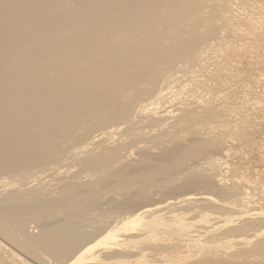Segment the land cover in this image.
Segmentation results:
<instances>
[{
	"label": "bare ground",
	"instance_id": "6f19581e",
	"mask_svg": "<svg viewBox=\"0 0 264 264\" xmlns=\"http://www.w3.org/2000/svg\"><path fill=\"white\" fill-rule=\"evenodd\" d=\"M257 33L264 0H0V264H264L226 145L264 103L189 87Z\"/></svg>",
	"mask_w": 264,
	"mask_h": 264
},
{
	"label": "rangeland",
	"instance_id": "374dc122",
	"mask_svg": "<svg viewBox=\"0 0 264 264\" xmlns=\"http://www.w3.org/2000/svg\"><path fill=\"white\" fill-rule=\"evenodd\" d=\"M240 38L238 39L239 41H237L234 46L232 45L230 50L227 51L228 53L225 52L226 50L224 48H222L224 50H220V52L221 51L223 53L225 52L224 53L225 57H223L224 55H223L222 52H221L222 54L219 53V54H221V55H218V56H220V58L218 57L219 58L218 59V58H216L217 56H215L214 57L215 59L213 58L212 59L213 61L211 60V62L208 63V65H207L208 67L206 66L207 68H205V72L203 71L204 68H202V70H201L202 72L201 71L197 72V74L193 77V79H195V80L193 81V79H192L191 82H193V83L190 82L191 85L189 87L197 88V89L201 90V91L198 90L200 93H203L202 91H204L205 88H206L207 92L212 89L211 90L212 92L210 91V92L207 93V92L204 91L203 95L211 96V97L213 96L214 97L213 88H211V87H213V85L215 84V81L217 79L216 77L220 73L223 74V72H221V71L224 69L223 71L228 72L227 73L228 75L229 74H231V75L234 74L235 75L234 77L236 79L234 81L231 80L230 77H227V82H230V81L232 82V83L230 82L231 84L230 83L227 84V87L229 85H231V86H229L230 89L234 90L232 92L230 89H228L229 88L228 87L227 91L228 90H229V92L231 91L232 94L236 93V92H239L238 93L239 96L236 93V99H238L237 97H239V99L236 100L237 102L243 101V98L241 96L244 95V94H242L243 91H241V90H244V89L242 88L240 90L239 87L241 88L242 85L239 86V84L243 83V85H246V84L249 83L248 85L250 86V89L253 90L255 95L251 91L252 94H249L251 96H248V97H250L251 99L253 98L254 100L263 101V103H264V64H261V62L264 63V35L261 36L260 33H257L256 35L251 36V37L243 36V37H240ZM233 49H235V50H233ZM212 62L214 64H216V65H214ZM209 66H210V68H209ZM220 67H223V68H220ZM215 69L216 70L218 69V71L216 72ZM219 70H220V72H219ZM206 71L208 73H206ZM211 72H215L214 74L213 73L211 74V75H213V77L210 75ZM258 72L263 73V75H262L263 78H261L260 80L254 79V78H257ZM205 74H206L207 77L205 76ZM198 75H199V77H198ZM215 75H217V76H215ZM236 76H239L240 78H237ZM214 77H215V79H214ZM212 78L215 81L214 80L212 81ZM240 79H242V81L245 80L244 81L245 83L242 82ZM249 80H251V81H249ZM235 81L237 83H235ZM195 82H198V84L195 83ZM255 82H256V84H255ZM234 83H235V85L233 86L232 84H234ZM237 87H238V91L236 90ZM208 88H209V90H208ZM197 89H196V91H197ZM255 89H256V91H255ZM230 93L228 94V92H227V94H222L221 97L218 96L220 94V93H218V95L215 94V97H217L219 100H222L223 97L225 98V96H227V95L229 96ZM228 100H230V98ZM233 100L234 99H232V101ZM263 110H264V108L261 110L262 112L259 111L261 114L258 112L257 115L255 114L254 117H252L249 120V122H248V124H249L248 125V131L249 132H247V131H245V132L242 131L241 132L239 130V131H236V134H232L231 133L230 135L233 136V137L231 138V140L229 139L227 141V143H226V145H228V147L231 148V150H232L231 151L230 160L228 162V164H229L228 172H227L228 177L236 179V181H239V182H242V183L245 182V183L252 184V185L254 184L256 192H258V191L259 192H264V125H260L261 123L264 122V120H263L264 119L263 118L264 117L263 116L264 111ZM261 115H262V117H261ZM255 122H257L258 124L255 123ZM253 123L255 124L256 127L254 126ZM251 124H253V126ZM258 194H260V193H258ZM258 194H257V196H259Z\"/></svg>",
	"mask_w": 264,
	"mask_h": 264
}]
</instances>
